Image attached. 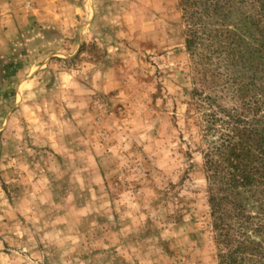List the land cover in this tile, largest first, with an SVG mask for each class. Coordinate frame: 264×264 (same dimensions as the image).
<instances>
[{
  "label": "rangeland",
  "instance_id": "1",
  "mask_svg": "<svg viewBox=\"0 0 264 264\" xmlns=\"http://www.w3.org/2000/svg\"><path fill=\"white\" fill-rule=\"evenodd\" d=\"M181 1L85 0L0 58V264H218L195 93L238 105L187 52Z\"/></svg>",
  "mask_w": 264,
  "mask_h": 264
},
{
  "label": "trees",
  "instance_id": "2",
  "mask_svg": "<svg viewBox=\"0 0 264 264\" xmlns=\"http://www.w3.org/2000/svg\"><path fill=\"white\" fill-rule=\"evenodd\" d=\"M181 6L187 52L208 66L211 56L218 57L226 72L213 79L229 85L230 99L238 105L228 109L216 94L195 93L208 143L203 167L217 262L264 264V0H182ZM237 7L255 12L239 20L242 33L228 28ZM208 73L206 67L203 85ZM247 202L254 203L255 212Z\"/></svg>",
  "mask_w": 264,
  "mask_h": 264
},
{
  "label": "crops",
  "instance_id": "3",
  "mask_svg": "<svg viewBox=\"0 0 264 264\" xmlns=\"http://www.w3.org/2000/svg\"><path fill=\"white\" fill-rule=\"evenodd\" d=\"M82 1L85 0H0V58L7 56L10 58L11 53L13 55L19 49H26L31 42V36L36 35L38 31V28L35 29L37 26L40 28L39 31L44 33L62 35L68 32L69 27L75 26L70 18L74 20L85 15ZM63 18L69 21L65 22L67 19ZM24 35H27L26 39ZM1 80H4L2 76L0 83ZM31 80L19 82L14 98L21 100L26 95L25 85L30 84ZM4 107V103H0V109Z\"/></svg>",
  "mask_w": 264,
  "mask_h": 264
}]
</instances>
